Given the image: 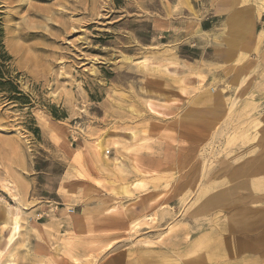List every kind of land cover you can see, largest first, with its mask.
Instances as JSON below:
<instances>
[{"label": "rangeland", "instance_id": "374dc122", "mask_svg": "<svg viewBox=\"0 0 264 264\" xmlns=\"http://www.w3.org/2000/svg\"><path fill=\"white\" fill-rule=\"evenodd\" d=\"M0 39V264H264V0H0Z\"/></svg>", "mask_w": 264, "mask_h": 264}, {"label": "bare ground", "instance_id": "6f19581e", "mask_svg": "<svg viewBox=\"0 0 264 264\" xmlns=\"http://www.w3.org/2000/svg\"><path fill=\"white\" fill-rule=\"evenodd\" d=\"M237 56V55H236ZM241 88V87H240ZM223 96V95H222ZM253 96V95H252ZM230 113V112H229ZM256 124V123H255ZM261 128V127H260ZM258 129V128H257ZM217 132V131H216ZM224 134V133H223ZM226 135V134H225ZM212 154V153H211ZM245 154V153H244ZM208 162V161H207ZM205 168V167H204ZM205 171V170H204ZM206 177V176H205ZM204 179V178H203ZM198 190V188H197ZM123 192V191H122ZM197 192V191H196ZM125 194V193H124ZM120 195V194H119ZM127 195V194H126ZM205 195V194H204ZM248 195V194H247ZM195 196V195H194ZM250 196V195H249ZM163 197V196H162ZM158 199V197H157ZM161 200V199H160ZM229 200V199H228ZM151 203V202H150ZM153 203V202H152ZM193 206V205H192ZM185 211V210H184ZM194 211V210H193ZM16 213V212H15ZM208 216V215H207ZM10 221H4L5 223V228L8 229L10 231L9 234V243H11L13 241V239L15 238V236L20 232L21 229V219L16 216V215H12V217L10 218ZM177 221V220H176ZM23 224V223H22ZM23 227V226H22ZM170 228V227H169ZM168 228V229H169ZM4 230V229H3ZM4 232V231H3ZM208 234V233H207ZM210 234V233H209ZM211 235V234H210ZM5 238V237H4ZM3 239V237H2ZM7 241V240H6ZM2 242V241H1ZM4 242V241H3ZM8 243V242H7ZM7 247V246H6ZM7 250V248H6ZM222 252V251H220ZM255 257V256H254ZM220 258V257H219ZM206 260V259H205ZM219 260V259H218ZM211 263V262H210ZM208 264V263H207Z\"/></svg>", "mask_w": 264, "mask_h": 264}, {"label": "trees", "instance_id": "16d2710c", "mask_svg": "<svg viewBox=\"0 0 264 264\" xmlns=\"http://www.w3.org/2000/svg\"><path fill=\"white\" fill-rule=\"evenodd\" d=\"M9 59H10V57L5 52L4 46L2 45V40L0 39V86L4 85L3 81L6 80V76L8 74V61H9ZM8 84H10V83H8ZM16 93L21 94L18 91H16Z\"/></svg>", "mask_w": 264, "mask_h": 264}, {"label": "crops", "instance_id": "0c3cea01", "mask_svg": "<svg viewBox=\"0 0 264 264\" xmlns=\"http://www.w3.org/2000/svg\"><path fill=\"white\" fill-rule=\"evenodd\" d=\"M261 263V262H260ZM251 264V263H250Z\"/></svg>", "mask_w": 264, "mask_h": 264}]
</instances>
